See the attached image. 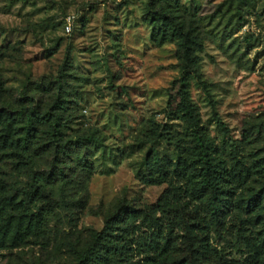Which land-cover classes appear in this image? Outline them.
<instances>
[{
    "label": "rangeland",
    "instance_id": "1",
    "mask_svg": "<svg viewBox=\"0 0 264 264\" xmlns=\"http://www.w3.org/2000/svg\"><path fill=\"white\" fill-rule=\"evenodd\" d=\"M149 3L0 0V111L64 104L57 135L38 153L0 147V264H58L66 238L101 231L124 203L148 214L156 207L152 232L163 237L159 252H135L129 264L166 256L264 264V223L235 199L212 219L194 191V170L176 167L193 147L166 110L181 54L177 40L154 37ZM177 13L203 45L191 100L233 177L239 163L251 165L253 148L264 149V133L256 142L242 137L248 125L264 127V0H180ZM67 51L72 64L63 71ZM150 157L163 162L164 183ZM256 174L245 187L257 186ZM32 191L42 198L32 201ZM10 196L29 216L7 205ZM39 209L48 219L34 232L29 220Z\"/></svg>",
    "mask_w": 264,
    "mask_h": 264
},
{
    "label": "trees",
    "instance_id": "2",
    "mask_svg": "<svg viewBox=\"0 0 264 264\" xmlns=\"http://www.w3.org/2000/svg\"><path fill=\"white\" fill-rule=\"evenodd\" d=\"M179 3L180 0H150L148 8L149 22L154 26L156 40L161 42L177 40L181 54V76L169 89L166 110L184 123L193 147L190 155L180 159L176 167L194 170V191L203 199L206 212L212 219L219 220L226 202L235 199L246 210L253 211L256 218L264 223V149L260 146L258 149L253 148L249 155L253 156L251 165L245 168L239 163L237 169H232L234 175L231 177L232 172H229L227 163L218 156L214 141L207 134L199 110L190 97V80L193 75L198 74L197 53L202 50L203 45L195 27L180 22L177 13ZM71 64V54L67 51L61 70L67 71ZM55 107L51 112L26 108H21L14 114L0 111V147L24 153H38L41 143L45 142L47 136L57 135L60 117L58 111L64 110V104L58 100ZM263 133L264 127L254 123L243 129L242 137L247 143L256 142ZM147 165L159 176V182L164 183L168 175L163 162L150 157ZM254 174L258 176L253 177L257 186L245 187ZM232 180H235L233 184L237 187L233 188L230 185ZM30 196L32 201L42 198L34 191ZM7 201H10L7 203L10 208L21 214L20 217L29 216L27 211H22L21 205L15 202L13 196ZM156 209L153 207L148 214L129 203H124L115 214L105 218L101 231L91 230L85 239L81 237L76 241L66 238L65 255L58 264H129V259L135 252L140 254L159 252L163 241L162 234L152 232ZM47 219L48 210L46 212L45 209H39L30 216L29 229L34 232L42 230ZM17 239L22 240L18 232L17 236L15 234L13 237L15 242ZM161 257L162 255L156 261L160 262ZM150 260L153 262L154 258ZM205 262L209 264L208 260ZM161 264L190 263L188 259L177 262L166 256Z\"/></svg>",
    "mask_w": 264,
    "mask_h": 264
}]
</instances>
